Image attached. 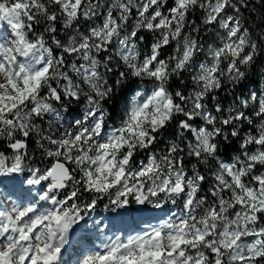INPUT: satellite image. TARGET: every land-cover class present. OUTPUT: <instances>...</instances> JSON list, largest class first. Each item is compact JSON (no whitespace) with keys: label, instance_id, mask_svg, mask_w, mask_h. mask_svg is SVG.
<instances>
[{"label":"snow or ice","instance_id":"1","mask_svg":"<svg viewBox=\"0 0 264 264\" xmlns=\"http://www.w3.org/2000/svg\"><path fill=\"white\" fill-rule=\"evenodd\" d=\"M0 264H264V0H0Z\"/></svg>","mask_w":264,"mask_h":264},{"label":"trees","instance_id":"2","mask_svg":"<svg viewBox=\"0 0 264 264\" xmlns=\"http://www.w3.org/2000/svg\"><path fill=\"white\" fill-rule=\"evenodd\" d=\"M252 83H253V86H257V85H256V81H255V80H254Z\"/></svg>","mask_w":264,"mask_h":264}]
</instances>
